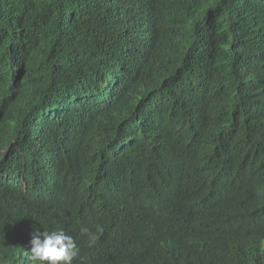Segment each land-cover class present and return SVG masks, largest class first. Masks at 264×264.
Returning <instances> with one entry per match:
<instances>
[{"label": "trees", "instance_id": "1", "mask_svg": "<svg viewBox=\"0 0 264 264\" xmlns=\"http://www.w3.org/2000/svg\"><path fill=\"white\" fill-rule=\"evenodd\" d=\"M1 111L0 247L264 264V0H0Z\"/></svg>", "mask_w": 264, "mask_h": 264}, {"label": "clouds", "instance_id": "2", "mask_svg": "<svg viewBox=\"0 0 264 264\" xmlns=\"http://www.w3.org/2000/svg\"><path fill=\"white\" fill-rule=\"evenodd\" d=\"M105 230L106 226L98 223L92 228L81 227L79 235L87 248L92 249L97 246ZM17 243L8 242L7 246L0 247V264H73L77 259L82 260L81 247L77 237L73 236L72 227L67 231H34L30 242L23 245ZM104 264L128 263L126 260H113Z\"/></svg>", "mask_w": 264, "mask_h": 264}]
</instances>
